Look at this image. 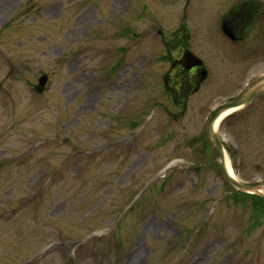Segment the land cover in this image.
Here are the masks:
<instances>
[{"label": "rangeland", "instance_id": "1", "mask_svg": "<svg viewBox=\"0 0 264 264\" xmlns=\"http://www.w3.org/2000/svg\"><path fill=\"white\" fill-rule=\"evenodd\" d=\"M252 1L231 43L219 16L249 0H0V264H264V206L206 134L264 74ZM182 25L207 72L185 108L163 87ZM215 130L235 177L264 184V94Z\"/></svg>", "mask_w": 264, "mask_h": 264}, {"label": "flooded vegetation", "instance_id": "2", "mask_svg": "<svg viewBox=\"0 0 264 264\" xmlns=\"http://www.w3.org/2000/svg\"><path fill=\"white\" fill-rule=\"evenodd\" d=\"M258 8V3L249 0V2L239 3L234 5V8L228 9L220 19L223 32L235 42L243 40L245 32L260 17ZM162 39L164 38L162 37ZM188 43L187 36H178L169 41V43H164V46L168 49V60H170L169 66L171 70L163 76L164 93L170 101L175 102L179 106L185 103L186 98L193 91L199 89L205 74L203 66L187 70L179 65L178 60L181 57V52L183 49L189 48ZM169 45L171 46L170 48ZM171 49L176 53L179 51L178 57H170Z\"/></svg>", "mask_w": 264, "mask_h": 264}, {"label": "water", "instance_id": "3", "mask_svg": "<svg viewBox=\"0 0 264 264\" xmlns=\"http://www.w3.org/2000/svg\"><path fill=\"white\" fill-rule=\"evenodd\" d=\"M184 57L191 58L193 60L191 66L201 64L200 59L189 51L188 52L185 51ZM46 80H47V76H43L42 78H40L39 80L40 87H42L45 84ZM263 92H264V75L252 80L248 84V86L231 102L217 106L214 112L212 113V115L209 117L206 124V128H207L208 140L211 146L216 151V154L218 156L219 169L225 181L233 185L235 188H237L242 192L255 193L264 198V193L261 191L264 190V184H256V185L247 184L229 174L225 162L226 161L225 149L223 145L220 143L217 133L214 130V123L223 111L231 107L245 105L248 102H250L254 96L261 94Z\"/></svg>", "mask_w": 264, "mask_h": 264}, {"label": "bare ground", "instance_id": "4", "mask_svg": "<svg viewBox=\"0 0 264 264\" xmlns=\"http://www.w3.org/2000/svg\"><path fill=\"white\" fill-rule=\"evenodd\" d=\"M237 109L238 108H233V109H229V110L224 111L223 114H221V116L215 121V124H214L215 128H216V126L218 125V123L220 122V120L223 117L229 115L230 113H232L233 111H236ZM225 162H226V166H227V170H228L229 174L231 176H235L234 173H233V171H232V169H231V167H230V165H229V160L227 159V157H226V161ZM135 260H136L135 257L132 258L131 261H130V264L131 263L133 264L135 262Z\"/></svg>", "mask_w": 264, "mask_h": 264}, {"label": "trees", "instance_id": "5", "mask_svg": "<svg viewBox=\"0 0 264 264\" xmlns=\"http://www.w3.org/2000/svg\"><path fill=\"white\" fill-rule=\"evenodd\" d=\"M259 201L262 202V205L264 206V200L263 199H260Z\"/></svg>", "mask_w": 264, "mask_h": 264}]
</instances>
